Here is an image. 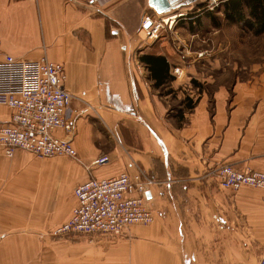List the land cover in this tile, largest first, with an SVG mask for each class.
Listing matches in <instances>:
<instances>
[{"label": "crops", "instance_id": "crops-1", "mask_svg": "<svg viewBox=\"0 0 264 264\" xmlns=\"http://www.w3.org/2000/svg\"><path fill=\"white\" fill-rule=\"evenodd\" d=\"M149 9L147 0H0V62L11 55L61 63L64 86L74 95L71 141L81 163L79 175L62 179L54 164L56 173L46 175L49 182L58 177L50 188L55 206L62 195L71 198L59 224L76 204L75 184L90 176L140 173L144 181L159 182L149 185L155 221L131 226L112 244L111 264H257L264 245V191L222 188L211 170L230 163L264 171V27L223 15L238 27L239 53L243 44L245 56L251 52L243 34L262 44L260 51L253 50L256 59L239 65L231 60L234 36L229 26L222 39V71L231 76H223L212 94L187 96L186 108L174 110L155 98L152 89L160 88L153 86L139 57H165L173 81L180 79L173 74L179 61L171 59V49L155 51L158 42L135 45L142 34L141 16ZM136 47L142 49L140 63L131 61ZM237 66L239 71L232 73ZM10 112L0 104V124ZM100 155L108 161L93 164ZM36 197L32 195V203ZM175 226L178 234L171 236Z\"/></svg>", "mask_w": 264, "mask_h": 264}, {"label": "rangeland", "instance_id": "rangeland-1", "mask_svg": "<svg viewBox=\"0 0 264 264\" xmlns=\"http://www.w3.org/2000/svg\"><path fill=\"white\" fill-rule=\"evenodd\" d=\"M224 1L218 0L213 5L207 0H173V7L165 15L178 13L181 15L176 18L174 23H170L169 27L168 24L165 25V28L159 31L160 35L157 38L148 40L140 28L142 34L135 39L136 46L148 41L158 42L155 45V51L171 49V59L175 58L179 61L177 64L180 68L177 66L179 70L173 74L180 79L175 81L173 79L160 89H152L155 98L162 103L166 102L168 108L175 110L177 107H182L185 109V97L190 96L192 99H196L204 94H212L218 88L216 83L222 81L223 76H231V73L223 75L222 71L226 63L222 53V39L223 33L227 32L226 28L229 26L233 25L230 29L231 32L233 31L231 35L234 36L232 42L234 45L232 53L234 54L231 60L236 61L239 65L240 62L244 64V62L256 59L253 50L260 51L262 44L257 40L255 42V38L250 34H243L242 37H245L243 39L251 42L250 47L248 46L251 52L250 55L245 56L247 51L244 48L245 44L242 45L240 53L238 52V27L235 26V23L229 24L224 20ZM147 12L152 20L157 13L148 10ZM212 16L216 21H212ZM212 23L215 26H212ZM189 24L193 27L189 28ZM152 46H149L151 51H153ZM138 50L141 52L142 49L136 47V53L132 56L131 61L140 63ZM141 68L144 71V66ZM238 68L237 66L231 72H238ZM243 71L246 72V69ZM147 88L151 89L150 86ZM15 159L16 161H14ZM18 162H20L19 165ZM53 164L56 166V171L60 169L59 172H63L62 179H66L69 175L77 179L78 164H81L78 158L65 155L40 157L20 149H17L10 157L4 154L0 147V264H111L112 244L126 235L131 226L153 225L151 223L155 221V211L152 210V220L148 224L128 226L117 235L95 236L56 232V228L62 224H59L60 220L66 215L67 205L71 198L64 194L59 199V205L53 204L54 198L50 193V188L52 183H57L58 177L54 176L49 182L46 176L55 172V170H51ZM217 166L211 172L216 174ZM43 180L46 182L40 184ZM75 185L72 186V193ZM240 188L264 191L263 188L250 185H242ZM33 194L37 195L34 203L31 202ZM263 197L264 195L262 199ZM177 229L175 226V232L171 233V236L178 234ZM209 230L212 231L210 228ZM100 240H102V244H98ZM198 241L194 237L196 252L200 251L197 246ZM262 247V251L257 252V264H261L264 260V245ZM202 249L203 246L201 251Z\"/></svg>", "mask_w": 264, "mask_h": 264}, {"label": "built area", "instance_id": "built-area-1", "mask_svg": "<svg viewBox=\"0 0 264 264\" xmlns=\"http://www.w3.org/2000/svg\"><path fill=\"white\" fill-rule=\"evenodd\" d=\"M207 1L214 5L218 0ZM151 11L154 10L151 8ZM165 13H155L152 20L149 12H143L140 28L148 40L157 38L165 25L169 27L181 15ZM178 70L177 66L173 67V73ZM64 80L61 63L45 57L27 60L4 56L0 62V104L11 110L9 118L0 124V147L6 155L11 156L20 149L40 157L77 158L71 141L75 123L74 95L65 88ZM56 130H61L62 135ZM107 161L106 155H100L92 163ZM216 174L219 185L226 189L237 190L242 185L264 189V171L261 170L221 163L216 167ZM153 183V180H142L140 173L88 177L75 185L76 204L69 219L56 228V232L117 235L128 226L148 224L152 210L146 193Z\"/></svg>", "mask_w": 264, "mask_h": 264}, {"label": "trees", "instance_id": "trees-1", "mask_svg": "<svg viewBox=\"0 0 264 264\" xmlns=\"http://www.w3.org/2000/svg\"><path fill=\"white\" fill-rule=\"evenodd\" d=\"M208 15L211 16V14ZM223 15L232 21L246 19L245 22L252 28H255L256 25L264 27V0H225ZM247 16L250 19H247ZM211 18L213 20V16ZM188 26L189 28L193 27L190 24ZM139 59L146 65L154 87L162 88L163 84L172 79L168 74L169 64L162 55L146 53L142 54ZM190 102L191 100L188 101L187 107H191Z\"/></svg>", "mask_w": 264, "mask_h": 264}, {"label": "water", "instance_id": "water-1", "mask_svg": "<svg viewBox=\"0 0 264 264\" xmlns=\"http://www.w3.org/2000/svg\"><path fill=\"white\" fill-rule=\"evenodd\" d=\"M173 0H147V4L157 13H165L173 7ZM147 197L149 193H146Z\"/></svg>", "mask_w": 264, "mask_h": 264}, {"label": "bare ground", "instance_id": "bare-ground-1", "mask_svg": "<svg viewBox=\"0 0 264 264\" xmlns=\"http://www.w3.org/2000/svg\"><path fill=\"white\" fill-rule=\"evenodd\" d=\"M57 131H61V130H56V133H57ZM61 132H62V131H61ZM24 151H26V150H24ZM27 152H28V151H27ZM3 153H4V152H3ZM13 153H14V152H13ZM4 154H5V153H4ZM12 155H13V154H12ZM12 155H11V156H12ZM11 156H10V157H11ZM106 156H107V155H106ZM51 157H53V156H51ZM68 157H69V156H68ZM71 158H72V157H71ZM102 164H104V163H102Z\"/></svg>", "mask_w": 264, "mask_h": 264}]
</instances>
